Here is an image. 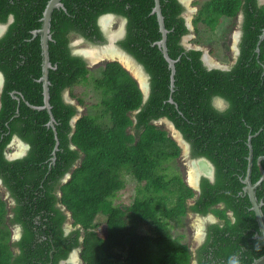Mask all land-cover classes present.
<instances>
[{"label":"trees","instance_id":"16d2710c","mask_svg":"<svg viewBox=\"0 0 264 264\" xmlns=\"http://www.w3.org/2000/svg\"><path fill=\"white\" fill-rule=\"evenodd\" d=\"M47 1L0 0V22L14 16L0 38V179L11 199L8 204L0 196V264H73L66 260L74 249L80 250L81 264H228L232 257L239 264H251L262 256L264 241L256 237L259 226L243 179L248 142L252 183L262 176L260 165L264 169V159L258 163L264 156V4H200L193 19L196 32L199 24L216 30L223 20L231 23L238 12L244 16L239 55L229 69H221L208 68L203 50L183 44L190 33L184 5L161 0L168 53L178 59L171 92V70L155 44L162 35L152 13L154 0H63L68 11H53L49 46L50 60L57 66L49 78L59 138L52 163L56 140L47 125L49 114L22 98L43 104L38 80L41 45L29 31L40 26ZM104 13L127 19L126 35L118 44L149 74L146 100L138 81L118 61L104 62L95 74L83 56L71 51V32L105 42L97 25ZM81 84L101 94L93 113L78 109L85 102L73 88ZM66 91L77 103L65 100ZM218 98L224 107L216 105ZM162 118L189 143L191 158H206L215 168L213 182L202 177L193 204L188 200L196 192L180 172L170 169L181 147L156 124ZM14 136L29 148L24 156L9 159L6 152ZM125 174L137 180L138 192L131 204H116L114 199L126 186ZM256 196L264 214V180ZM188 212L212 213L218 219L207 225L204 241L194 249L181 241L184 236L171 232ZM14 226L20 227L18 239H13Z\"/></svg>","mask_w":264,"mask_h":264},{"label":"rangeland","instance_id":"374dc122","mask_svg":"<svg viewBox=\"0 0 264 264\" xmlns=\"http://www.w3.org/2000/svg\"><path fill=\"white\" fill-rule=\"evenodd\" d=\"M205 0H190L186 4V12L185 17L188 22H190V33L185 36L186 45L190 48L192 47H200L204 53L208 52L211 58V61H215L220 63L223 66L229 67L234 62V57L236 56V47H237V37L238 31L235 24H227L226 20H223L222 23L217 27L216 30H210L204 24H199L198 32H196L193 19L197 16L198 9L200 4ZM227 24V25H225ZM122 23H117L116 20H112V23L109 24V31L111 34L117 32L120 29ZM94 51V54H90L88 50ZM75 49L83 50V53H86V57L93 58L90 60V69L94 71L95 74H99V68L102 67L106 60L109 58H104L101 53V49L97 46L88 45L86 43H82L80 45H76ZM211 51L213 54H211ZM97 52V53H96ZM105 52V51H104ZM99 53V55H98ZM98 55V56H97ZM101 56V57H100ZM111 59V58H110ZM93 62V63H92ZM133 70H130L131 75H133ZM69 92V91H68ZM73 93L76 94L77 97H80L84 100L85 105L80 106V113L83 114L85 112H94V105L101 100V94L99 91L95 90L92 85H78L73 88ZM67 98L72 101H76V99L71 98L70 92L68 93ZM216 104L219 107H224L225 103L222 100H216ZM158 126L165 129L168 134L172 137L177 138V132L171 127L169 128V124L167 125L163 120H159L156 122ZM19 141H14L8 147L7 153L14 154L18 151L22 153L25 149L22 143H18ZM178 142V141H177ZM180 145V143L178 142ZM181 154L175 160V162H171V171L180 172L184 180L194 187V176L195 171L205 172L206 169L209 171L208 165H205V168H202V165L205 163H200L199 159H193L189 155V149L185 147V145L181 144ZM22 149V150H21ZM18 153V154H19ZM206 173V172H205ZM207 174V173H206ZM191 175L192 176L191 178ZM208 175V174H207ZM124 178L126 180V186L124 189L118 192V196L114 199V203L129 205L134 200L135 195L138 192V182L131 175L125 174ZM0 196L4 198L8 204L11 203V199L8 198V194L4 190V188L0 184ZM191 202V199L188 200V203ZM210 220H217L214 216H209ZM173 223V222H172ZM174 224V223H173ZM205 225V219L188 213L184 216L183 221L180 225L174 224V227L171 228V232L174 236H184V238H180L181 241H187L190 246L194 249L199 245L201 235L203 234V227ZM71 224H68L70 228ZM13 238L17 235V227L14 226L13 229ZM74 255V263L81 264V261L78 262L79 257L76 253ZM73 260V259H72Z\"/></svg>","mask_w":264,"mask_h":264},{"label":"water","instance_id":"95a60500","mask_svg":"<svg viewBox=\"0 0 264 264\" xmlns=\"http://www.w3.org/2000/svg\"><path fill=\"white\" fill-rule=\"evenodd\" d=\"M179 1L186 6V4H185L186 2L184 0H179ZM62 6H63V3L61 2V0H49L48 4H47V6H46V8L44 10L42 28L34 32V34L40 33L42 35L41 36V56H42L41 66H42V74H41V77L38 80L42 83V86H43V104L42 105H33V104L29 103L24 97H22L23 100L31 108L38 109V110H46L48 112V114H49V121L47 122V125L51 126L53 128L54 135H55V140H56L55 147H54V150L52 152V154H53V156L51 158V162L52 163H54L55 160H56V151L58 150L59 138H58L57 130H56V127H55L56 120H55V117H54L53 112H52V105L50 103V85H51V81H50V78H49V73H50L51 69H56L57 68V66L53 65L51 60H50L49 42H50V40H52V34H51L50 26H51V16H52L53 10L55 8L62 7ZM152 13L156 14V16H157V20H158V23H159V31H160V33L162 35L161 39L156 41L155 44H157L160 47V49H161V51L163 53V56L166 59V61L168 62V66H169V68L171 70V75H170L171 84H170V88H171V92H173L174 85H175L174 76H175V72H176V66L175 65H176V62L178 61V59L171 58L169 56V53H168L167 34H168L169 30L165 26V18H164V15L162 13L161 0H154V7H153V10H152ZM186 24H187V26L190 29V22H188L187 19H186ZM185 36L183 37L184 43H186ZM263 39H264V30H263V32H262V34L260 36V41L263 40ZM192 48H194V47H192ZM197 49H201V48L198 47ZM256 51H259V47H257ZM124 56L127 58L126 54H124ZM90 60H92V59H90ZM203 60L205 61V64L207 65L208 68L229 69L230 66L232 65L231 64L229 67H227V66H223L220 63L215 62L213 60L211 61V58H210V55H209L208 52L203 53ZM133 63L141 71V74L143 76V80L141 81L140 76L137 77L134 74L132 76L138 81V83L140 85V88H141V90L143 92V95H144V100H146L148 98V96H149V93H150V76L145 71L144 67L139 62H137L135 59H134ZM121 64L130 72L131 68L129 66H127L125 64L127 66L126 67L122 62H121ZM3 84H4V76H3L2 72H0V94L2 92ZM68 93L69 92L66 91L65 100L67 102L76 103L75 101H72L69 98H67ZM12 94L20 102V97L17 96L15 94V92H12ZM20 95H22V94L20 93ZM169 100H170L171 103H174L173 98H170ZM78 109L79 110L81 109L79 105H78ZM79 117H80V113L73 117V119H72V125L73 126L75 125V123H76V121H77V119ZM160 120H163L166 124H170V126L173 129H175V131H177L179 133V138L180 139L175 138V140H177L180 143V145L184 144L185 147H187L189 149V146H190L189 143L184 139V137L181 134V132L178 131L175 128L174 124L170 120H168L167 118H162ZM250 138H249V140H250ZM13 140L14 141H19L20 143H22L23 146H25V149H24V151L22 153H19V154L18 153L17 154H15V153L14 154H8L6 152L7 157L9 159H16V158L24 156L26 154L28 148H29V145L24 143L17 136H14ZM13 140H12V142H13ZM248 144L250 146V155L248 157L249 158V164H248L247 175H246L245 179H243V182L245 183V186H244L243 190H244V193H247L249 195V199H250V201L252 203V207L251 208L255 212L256 219H257V222H258L259 232H257L256 237H259V238H261L264 241V214H263V211H262L263 203L261 201H259L257 196H256V189H257L258 185L261 184V182L264 180V169L260 165L262 176L256 183H252L251 179H250V174H251V169H252V158H253L252 150H251L252 145H251L250 142H248ZM261 159H264V156L259 158V160H258L259 164H260ZM198 161L200 163H205L206 165H208L209 176L211 178H213L214 177V170H215L213 164L210 161H208V159H206V158H200ZM198 178H199V172L195 171L194 183H196L195 186H197V187H198V184H197ZM0 184H2V180L1 179H0ZM66 230L69 231L68 228ZM18 233H19V237H20V227L17 226V235H18ZM73 253L78 254L77 251L74 250L70 254L69 258L66 260V262H70V263L75 264L74 263V255H73ZM251 264H264V254L262 256H260L259 258L255 259Z\"/></svg>","mask_w":264,"mask_h":264},{"label":"flooded vegetation","instance_id":"af4514ba","mask_svg":"<svg viewBox=\"0 0 264 264\" xmlns=\"http://www.w3.org/2000/svg\"><path fill=\"white\" fill-rule=\"evenodd\" d=\"M185 1V0H184ZM48 2H49V0L47 1V4H48ZM61 2L63 3V6L62 7H58L57 9H62V10H64V11H68V8L66 7V5H65V3L63 2V0H61ZM258 2H259V4H264V0H258ZM47 4H46V6H47ZM183 4V3H182ZM184 5V4H183ZM46 6H45V8H46ZM184 7H185V9H186V6L184 5ZM45 8L43 9V11H42V14H41V16H40V18H39V21H40V26L39 27H35V28H32V29H30V31L29 32H31V34H32V38L31 39H36V38H39V41H40V45H41V34L40 33H38V34H34V32L35 31H37V30H39V29H41L42 28V21H43V17H44V10H45ZM56 9V8H55ZM54 9V10H55ZM53 10V11H54ZM199 10V9H198ZM36 11V10H35ZM186 12V11H185ZM185 12H184V17H185ZM52 17H53V13H52V16H51V26H50V30L52 29ZM110 17H112V18H110ZM109 18V22H107L106 24L105 23H103V20L104 19H108ZM243 18H244V16H243V13L240 11V12H238V15H236L235 16V18L233 19V21L231 22V24H235L236 25V27H237V31H238V37H237V47H236V56L234 57V59L236 60L237 59V57H238V55H239V42H240V39H241V36H242V34H243V30H242V25H243ZM185 19H186V17H185ZM112 20H116L117 21V23L118 24H120V22L122 23V26L120 27V29L119 30H117V32L115 31V33H113V34H111V32L109 31V24L110 23H112ZM14 21V16L12 15V14H10L9 16H8V18H7V20L5 21V22H0V38L1 37H3L5 34H6V32H7V30H8V28H9V26H10V24L12 23ZM97 25L99 26V28H100V30H101V32H102V34L104 35V37H105V42H103V43H97V42H94V41H91V40H88L87 38H85L84 36H82V35H80L79 33H76V32H71L70 33V35H69V46H70V48H71V51H72V53L73 54H75V55H80V56H83L86 60H87V62H88V66L90 67V64H89V62H90V59L91 58H89V56L88 57H86V53H83V50L81 51L80 49L78 50V49H75V47H76V45H80V44H82V43H86V44H88V45H93V46H97V47H99L100 49H101V52L103 53V51L105 50V49H109V47H114L117 51H119L120 53H124V54H126V56H127V58L128 59H130V61H131V63L134 61V57L131 55V54H129L127 51H125L122 47H120L119 46V44H118V42L121 40V39H123L124 37H125V35H126V26H127V19L125 18V17H123V16H121V15H119V14H116V13H104V14H101L99 17H98V19H97ZM51 34H52V31H51ZM184 40V39H183ZM51 41H53V36H52V40H50V42ZM50 42H49V46H50ZM183 44L187 47V48H190V47H188L185 43H184V41H183ZM125 51V52H124ZM101 57V56H100ZM102 57H104V58H109V60H106V61H113V60H115V61H118L120 64H121V62H120V60L118 59V58H115V57H111L110 55H107V54H102ZM110 57H111V59H110ZM132 57V58H131ZM133 60V61H132ZM136 60V59H135ZM234 60V61H235ZM105 61V62H106ZM137 61V60H136ZM204 61V60H203ZM138 62V61H137ZM204 63H205V61H204ZM234 63V62H233ZM232 63V64H233ZM122 65V64H121ZM123 66V65H122ZM124 67V66H123ZM125 68V67H124ZM216 103V102H215ZM217 105V104H216ZM218 106V105H217ZM189 149H190V147H189ZM190 151V150H189ZM15 154H17V153H15ZM189 154H190V152H189ZM208 174H206V173ZM205 172H203V173H201V172H199V178H198V181H197V184H198V187L197 186H194V187H192V185H189L190 187H192L193 189H194V191L196 192V195L194 196V198H192L191 199V202L190 203H188V204H193L194 203V201H195V198H197L198 196H199V194H200V181H201V179H202V177H208L210 180H211V182H213L214 181V177L213 178H211L210 176H209V171L206 169V171ZM196 183H194V185H195ZM188 213H191V214H194V215H197V216H199V217H201V218H203V219H205V225H204V227H203V234L201 235V238H200V242H199V245L204 241V238H205V235H206V230H207V225L209 224V223H212V222H217L218 221V219L217 220H210L209 219V216L211 215V216H214L215 218H217L214 214H212V213H210V214H208V215H201V214H198V213H194V212H188ZM187 213V214H188ZM67 231V230H66ZM68 232V231H67ZM19 238V236L18 235H16V237H14L13 239H18ZM198 245V246H199ZM196 248V247H195ZM74 250H76L77 251V256L79 257V260H78V262H80L81 260H80V250L79 249H74ZM73 250V251H74ZM76 264V263H75Z\"/></svg>","mask_w":264,"mask_h":264},{"label":"bare ground","instance_id":"6f19581e","mask_svg":"<svg viewBox=\"0 0 264 264\" xmlns=\"http://www.w3.org/2000/svg\"><path fill=\"white\" fill-rule=\"evenodd\" d=\"M190 0H185V2L187 3V2H189ZM110 18H112V17H110ZM107 22H109V18L108 19H104L103 20V23H107ZM105 51V52H104ZM103 51V53L104 54H107V55H110L111 57H115V58H118L124 65L126 64L127 66H129L133 71V74L134 75H136L137 77L138 76H140V79H141V81L143 80V76H142V74H141V71L138 69V67L137 66H135V64L132 62L131 63V61H130V59H128V58H126L125 56H124V54H122V53H120L119 51H117L114 47H109V49H105ZM88 52L92 55V54H94V51L92 50V48L90 49V50H88ZM97 53V52H96ZM102 52L100 53V55H102L103 54ZM98 55H99V53H98ZM97 55V56H98ZM93 56V55H92ZM110 57V58H111ZM93 59V58H92ZM93 63V62H92ZM125 65V66H126ZM126 66V67H127ZM130 69V70H131ZM168 125V124H167ZM170 125V124H169ZM171 126H169V128H170ZM172 128V127H171ZM173 129V128H172ZM175 130V129H174ZM175 132H177V131H175ZM177 138L178 139H180L179 138V133L177 132ZM16 142V141H15ZM19 144H20V142H18ZM22 150V149H21ZM20 151H18V152H16V153H19ZM206 164H203L202 165V168H205L206 166H205ZM192 176L193 175H191V178H192ZM193 182H194V180H193Z\"/></svg>","mask_w":264,"mask_h":264},{"label":"clouds","instance_id":"9594fccd","mask_svg":"<svg viewBox=\"0 0 264 264\" xmlns=\"http://www.w3.org/2000/svg\"><path fill=\"white\" fill-rule=\"evenodd\" d=\"M203 53H204V51H203ZM235 62V61H234ZM219 99V98H218ZM217 100V99H216ZM220 100H222V99H220ZM223 101V100H222ZM216 102V101H215ZM12 143V142H11ZM10 143V144H11ZM9 147V146H8ZM190 147V146H189ZM8 150V149H7ZM202 158V157H201ZM198 159H200V158H198ZM209 161V160H208ZM215 169V168H214ZM215 171V170H214ZM68 229L70 230V228L68 227ZM18 236H19V233H18ZM228 264H239V262H238V260L236 259V258H234V257H232V258H229V261H228Z\"/></svg>","mask_w":264,"mask_h":264}]
</instances>
